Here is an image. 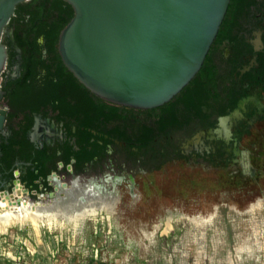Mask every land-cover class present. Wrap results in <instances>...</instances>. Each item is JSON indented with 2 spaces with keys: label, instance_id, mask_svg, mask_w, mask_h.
<instances>
[{
  "label": "flooded vegetation",
  "instance_id": "flooded-vegetation-1",
  "mask_svg": "<svg viewBox=\"0 0 264 264\" xmlns=\"http://www.w3.org/2000/svg\"><path fill=\"white\" fill-rule=\"evenodd\" d=\"M54 1L19 3L3 33L0 195L21 184L32 202L50 207L63 193L58 184L79 181L101 185L117 202V187L128 176L134 183L136 168L149 174L176 163L245 173L248 136L258 145L264 132V0H230L202 68L153 108L109 101L78 79L59 50L73 6Z\"/></svg>",
  "mask_w": 264,
  "mask_h": 264
},
{
  "label": "rangeland",
  "instance_id": "rangeland-1",
  "mask_svg": "<svg viewBox=\"0 0 264 264\" xmlns=\"http://www.w3.org/2000/svg\"><path fill=\"white\" fill-rule=\"evenodd\" d=\"M248 138L244 174L136 168L134 183L117 187L114 213H60L0 232V264H264V132L258 145Z\"/></svg>",
  "mask_w": 264,
  "mask_h": 264
},
{
  "label": "water",
  "instance_id": "water-1",
  "mask_svg": "<svg viewBox=\"0 0 264 264\" xmlns=\"http://www.w3.org/2000/svg\"><path fill=\"white\" fill-rule=\"evenodd\" d=\"M0 0L1 75L8 50L5 27L19 3ZM74 16L62 29L66 66L109 101L153 108L170 101L202 68L230 0H66ZM59 201L36 211L58 210Z\"/></svg>",
  "mask_w": 264,
  "mask_h": 264
},
{
  "label": "bare ground",
  "instance_id": "bare-ground-1",
  "mask_svg": "<svg viewBox=\"0 0 264 264\" xmlns=\"http://www.w3.org/2000/svg\"><path fill=\"white\" fill-rule=\"evenodd\" d=\"M58 192L53 194L61 202H68L58 210L50 212L36 211L42 202H32L28 197V190L18 184L13 194L0 195V232H7L9 228L18 222L31 221L37 224L41 218L48 217L53 220L60 213L68 219H79L83 216L97 213L100 210H107L114 213L116 201L111 199V192L101 193V185L94 182L79 183L75 181L72 186L58 184ZM81 196L86 200H81ZM112 201V202H111ZM194 221V220H192ZM195 222V221H194ZM197 225V224H196ZM202 232V231H201ZM201 236V234H199Z\"/></svg>",
  "mask_w": 264,
  "mask_h": 264
},
{
  "label": "trees",
  "instance_id": "trees-1",
  "mask_svg": "<svg viewBox=\"0 0 264 264\" xmlns=\"http://www.w3.org/2000/svg\"><path fill=\"white\" fill-rule=\"evenodd\" d=\"M35 1H38V0H33V2ZM60 1H63V0H55L54 1V4H60ZM74 14V10L71 6H68V8L66 9V20L69 19L70 16H72Z\"/></svg>",
  "mask_w": 264,
  "mask_h": 264
}]
</instances>
